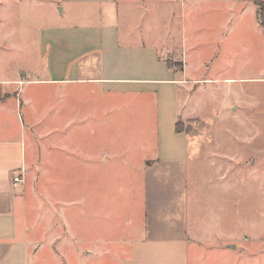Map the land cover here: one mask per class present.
Segmentation results:
<instances>
[{
    "label": "crops",
    "instance_id": "crops-1",
    "mask_svg": "<svg viewBox=\"0 0 264 264\" xmlns=\"http://www.w3.org/2000/svg\"><path fill=\"white\" fill-rule=\"evenodd\" d=\"M55 1L62 13L69 5L73 17L86 14L92 20L40 31L37 66L44 77L0 81V264H29L31 249L33 258L45 249L58 264H101L108 260L104 254L119 260L123 255L126 264H189L201 238L190 226L187 234H159V224L148 227L147 215L159 222L164 167L178 171L186 164L188 135L175 125L196 120L204 82L264 78V20L256 4L237 1L238 22L249 23L256 45L241 44L232 54L240 61V51H250L256 74L253 68L246 74L249 64L240 63L237 77L222 72L200 77L188 71L182 57L179 65L169 66L160 45L140 32H121L111 0ZM232 62L225 56L223 66ZM213 65L209 60V70ZM20 82L47 87L36 97L16 89ZM56 98L60 106L53 108ZM37 164L45 174L46 167H59L60 176L42 180L43 193L35 189L31 167ZM65 166L74 177H66ZM73 189V207L65 208L63 192ZM35 209L44 210L43 220ZM183 209L186 205L175 209L174 222ZM123 211L122 224L100 221L106 214L118 223ZM121 230H129L128 237ZM116 237L126 245L123 253L101 249Z\"/></svg>",
    "mask_w": 264,
    "mask_h": 264
},
{
    "label": "rangeland",
    "instance_id": "rangeland-1",
    "mask_svg": "<svg viewBox=\"0 0 264 264\" xmlns=\"http://www.w3.org/2000/svg\"><path fill=\"white\" fill-rule=\"evenodd\" d=\"M111 1L121 32H140L149 43L160 45L159 51L168 65H179L182 57L188 71L193 70L200 77H214L221 72L222 76L237 77L242 71L240 63H245L249 64L245 73L256 74V64L250 62L255 56L250 51H240V61L232 55L241 44L256 45L255 36L248 31L249 23L238 22L239 0ZM69 8L66 5L62 13L55 0H0V81L44 77L41 66H37L41 58L40 31L58 24L92 20L86 14L73 17ZM91 8L98 10L97 6ZM138 39L134 37L135 41ZM225 56L233 60L226 68ZM260 57L264 65V53ZM209 60L214 63L210 70ZM33 68L36 70L30 72ZM204 83L196 120L179 123L188 135L186 164L178 171L164 167L165 178L159 182V222L148 215L146 222L152 229L159 224L162 235L187 234L190 226L202 240L197 242L196 252L191 251L189 264H264V78L244 83ZM27 84L20 82L15 87L25 93L31 91L36 97L42 96L47 87ZM50 105L60 106L59 99ZM35 152L39 153L37 146ZM31 168L38 179L35 189L41 193L45 176H60L59 167H46L49 174H45L43 165ZM63 169L66 177H74L69 166ZM63 196V202H68L63 206L72 208L74 189L65 190ZM184 205L185 213L174 222L175 209ZM36 211V216L43 220L44 210ZM101 216L100 221L109 220L115 225L123 223L125 213L122 212L118 223L114 217ZM121 233L128 237L130 232ZM116 240L117 237L114 243L101 245V249H122L123 253L126 245ZM223 248L227 251L223 252ZM51 258L43 249L35 259L31 249L29 264H58ZM102 258L108 260L101 264H126L123 255L120 260L107 254Z\"/></svg>",
    "mask_w": 264,
    "mask_h": 264
},
{
    "label": "trees",
    "instance_id": "trees-1",
    "mask_svg": "<svg viewBox=\"0 0 264 264\" xmlns=\"http://www.w3.org/2000/svg\"><path fill=\"white\" fill-rule=\"evenodd\" d=\"M253 1L257 6L258 16L261 18V20H264V5H263L262 1L261 0H253ZM169 66H172V65L169 64ZM175 131H177V132L181 131V128L179 126V122H177L175 125Z\"/></svg>",
    "mask_w": 264,
    "mask_h": 264
},
{
    "label": "built area",
    "instance_id": "built-area-1",
    "mask_svg": "<svg viewBox=\"0 0 264 264\" xmlns=\"http://www.w3.org/2000/svg\"><path fill=\"white\" fill-rule=\"evenodd\" d=\"M12 180H13L14 183H17V182L20 181V179H19V177L17 175L13 176Z\"/></svg>",
    "mask_w": 264,
    "mask_h": 264
}]
</instances>
